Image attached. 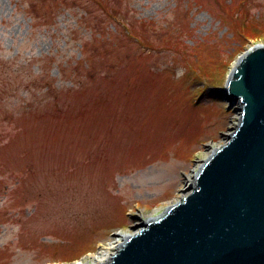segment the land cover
I'll return each instance as SVG.
<instances>
[{
    "label": "rangeland",
    "instance_id": "1",
    "mask_svg": "<svg viewBox=\"0 0 264 264\" xmlns=\"http://www.w3.org/2000/svg\"><path fill=\"white\" fill-rule=\"evenodd\" d=\"M256 43L264 0H0V264H92L181 199Z\"/></svg>",
    "mask_w": 264,
    "mask_h": 264
},
{
    "label": "water",
    "instance_id": "2",
    "mask_svg": "<svg viewBox=\"0 0 264 264\" xmlns=\"http://www.w3.org/2000/svg\"><path fill=\"white\" fill-rule=\"evenodd\" d=\"M222 90L239 119L187 193L95 264H264V44L240 54Z\"/></svg>",
    "mask_w": 264,
    "mask_h": 264
},
{
    "label": "bare ground",
    "instance_id": "3",
    "mask_svg": "<svg viewBox=\"0 0 264 264\" xmlns=\"http://www.w3.org/2000/svg\"><path fill=\"white\" fill-rule=\"evenodd\" d=\"M192 182V179H190L189 180V182ZM129 233H127V232H122V231H119V232H117V235H118V238L114 241V242H112L110 245H112V246H114L115 248H116V246L119 244V242H121V240L126 236V235H128ZM114 248V249H115ZM113 251V250H112ZM112 251H105L104 253H103V255H101V256H99V255H97V256H95L94 257V263H92V264H95V263H100V262H103V261H105L107 258H108V256L110 255V253H112ZM76 264H91L90 262H83L82 260H76Z\"/></svg>",
    "mask_w": 264,
    "mask_h": 264
},
{
    "label": "trees",
    "instance_id": "4",
    "mask_svg": "<svg viewBox=\"0 0 264 264\" xmlns=\"http://www.w3.org/2000/svg\"><path fill=\"white\" fill-rule=\"evenodd\" d=\"M135 38H137L138 36L136 34H133Z\"/></svg>",
    "mask_w": 264,
    "mask_h": 264
}]
</instances>
